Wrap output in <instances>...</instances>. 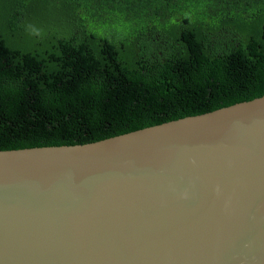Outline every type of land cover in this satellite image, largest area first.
I'll return each mask as SVG.
<instances>
[{
	"label": "water",
	"instance_id": "1",
	"mask_svg": "<svg viewBox=\"0 0 264 264\" xmlns=\"http://www.w3.org/2000/svg\"><path fill=\"white\" fill-rule=\"evenodd\" d=\"M0 264H264V94L0 149Z\"/></svg>",
	"mask_w": 264,
	"mask_h": 264
},
{
	"label": "trees",
	"instance_id": "2",
	"mask_svg": "<svg viewBox=\"0 0 264 264\" xmlns=\"http://www.w3.org/2000/svg\"><path fill=\"white\" fill-rule=\"evenodd\" d=\"M264 94V0H0V149Z\"/></svg>",
	"mask_w": 264,
	"mask_h": 264
}]
</instances>
